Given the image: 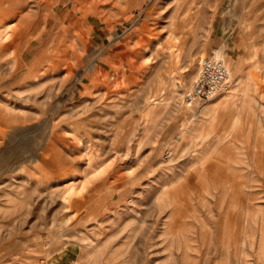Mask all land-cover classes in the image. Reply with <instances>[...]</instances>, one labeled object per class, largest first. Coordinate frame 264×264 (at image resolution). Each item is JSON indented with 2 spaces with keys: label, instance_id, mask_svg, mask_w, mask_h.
I'll use <instances>...</instances> for the list:
<instances>
[{
  "label": "rangeland",
  "instance_id": "rangeland-1",
  "mask_svg": "<svg viewBox=\"0 0 264 264\" xmlns=\"http://www.w3.org/2000/svg\"><path fill=\"white\" fill-rule=\"evenodd\" d=\"M0 264H264V0H0Z\"/></svg>",
  "mask_w": 264,
  "mask_h": 264
},
{
  "label": "built area",
  "instance_id": "built-area-1",
  "mask_svg": "<svg viewBox=\"0 0 264 264\" xmlns=\"http://www.w3.org/2000/svg\"><path fill=\"white\" fill-rule=\"evenodd\" d=\"M193 86L184 97L189 107L201 108L229 88V71L222 60L203 58L198 63Z\"/></svg>",
  "mask_w": 264,
  "mask_h": 264
},
{
  "label": "bare ground",
  "instance_id": "bare-ground-1",
  "mask_svg": "<svg viewBox=\"0 0 264 264\" xmlns=\"http://www.w3.org/2000/svg\"><path fill=\"white\" fill-rule=\"evenodd\" d=\"M202 59H203V58H202ZM212 59H215V60H217V59H218V60H223V59L220 58L219 56H218V57H213ZM200 61H201V60H200ZM200 61H199V62H200ZM223 61H224V60H223ZM225 65H226V64H225ZM210 102H211V101H210ZM233 103H235V102H233ZM202 107H203V106H202ZM216 107H217V106H216ZM216 110H217V108L214 107V108L212 109L211 112H213V111H214V112H217ZM212 114H213V113H212ZM205 129H207V128H205ZM204 132H205V131H204ZM224 141H226V140H224ZM223 150H224V149H223ZM220 151H221V148H220ZM224 152H225V151H224ZM226 156H227V155H226ZM230 160H232V159H230ZM230 160H229V161H230ZM232 162H233V160H232ZM203 165H204V164H203ZM203 165H202V166H203ZM199 166H201V165H199ZM200 168H201V167H200ZM201 171H204V169L201 170ZM168 195H169V194H168ZM168 195H167V196H168Z\"/></svg>",
  "mask_w": 264,
  "mask_h": 264
}]
</instances>
